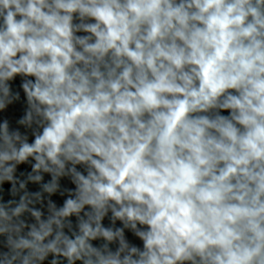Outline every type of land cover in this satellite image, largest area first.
I'll return each mask as SVG.
<instances>
[{"label": "clouds", "instance_id": "1", "mask_svg": "<svg viewBox=\"0 0 264 264\" xmlns=\"http://www.w3.org/2000/svg\"><path fill=\"white\" fill-rule=\"evenodd\" d=\"M0 264H264V0H0Z\"/></svg>", "mask_w": 264, "mask_h": 264}]
</instances>
